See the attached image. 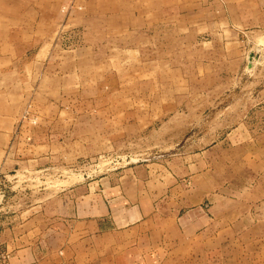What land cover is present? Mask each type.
Listing matches in <instances>:
<instances>
[{
    "label": "crops",
    "instance_id": "0c3cea01",
    "mask_svg": "<svg viewBox=\"0 0 264 264\" xmlns=\"http://www.w3.org/2000/svg\"><path fill=\"white\" fill-rule=\"evenodd\" d=\"M70 2L80 9L65 20L60 8ZM202 6L203 0H0V175L30 166L35 216L51 219L48 236L37 228L29 241L23 229L18 244L15 237L4 242V264H252L251 251L234 247L242 238L234 225L213 228L215 218L205 222L196 209L158 207L159 184L128 182L115 168L74 169L112 151L134 123L132 115L123 118L135 101L151 100L156 86L168 87L177 76L168 59H143L140 45L123 44V36L152 21L202 19ZM63 21L76 28L78 44L55 41ZM146 86L153 89L144 94ZM45 192L52 194L38 198Z\"/></svg>",
    "mask_w": 264,
    "mask_h": 264
},
{
    "label": "rangeland",
    "instance_id": "374dc122",
    "mask_svg": "<svg viewBox=\"0 0 264 264\" xmlns=\"http://www.w3.org/2000/svg\"><path fill=\"white\" fill-rule=\"evenodd\" d=\"M78 7L68 15L62 6L60 11L66 20ZM202 11L199 20L152 21L144 31L123 36V44L140 45L143 59H168L177 76L168 87L142 88L156 95L135 101L124 115L125 123L131 115L134 123L118 134L113 150L74 169L115 168L128 182L157 183L158 207L196 209L205 222L215 218L213 228L234 225L242 234L235 249L251 251L252 264H264V3L203 0ZM58 26V44H78L75 27L66 21ZM29 168L0 175V251L7 254L3 243L15 237L18 244L23 229L29 241L38 230L50 234L51 219L43 223L35 216L37 192L27 185L37 178L26 174ZM45 203L50 207V198ZM25 216L27 224L20 226Z\"/></svg>",
    "mask_w": 264,
    "mask_h": 264
},
{
    "label": "built area",
    "instance_id": "2783aa9c",
    "mask_svg": "<svg viewBox=\"0 0 264 264\" xmlns=\"http://www.w3.org/2000/svg\"><path fill=\"white\" fill-rule=\"evenodd\" d=\"M74 7V4L72 2L68 3L67 5L65 6H62L61 8V11L62 12H65L66 15H68L69 11ZM79 8V7H78ZM63 31V30H62ZM70 31L72 32V30H68L67 29V32ZM65 32V31H63ZM28 114V110H26L24 113H23V117H25V115ZM7 259V253L6 252H3V251H0V264H4L5 260Z\"/></svg>",
    "mask_w": 264,
    "mask_h": 264
}]
</instances>
